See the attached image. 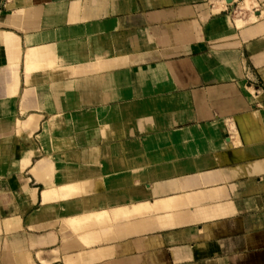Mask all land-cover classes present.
<instances>
[{
  "label": "crops",
  "instance_id": "obj_1",
  "mask_svg": "<svg viewBox=\"0 0 264 264\" xmlns=\"http://www.w3.org/2000/svg\"><path fill=\"white\" fill-rule=\"evenodd\" d=\"M0 0V264H264V0Z\"/></svg>",
  "mask_w": 264,
  "mask_h": 264
},
{
  "label": "bare ground",
  "instance_id": "obj_2",
  "mask_svg": "<svg viewBox=\"0 0 264 264\" xmlns=\"http://www.w3.org/2000/svg\"><path fill=\"white\" fill-rule=\"evenodd\" d=\"M240 2L241 1L238 2L237 0H232V2L228 3L229 5H232L235 3L238 5V10L232 9V11H231V14H233L235 17H238V16L242 17V15L244 14V11H245L240 7Z\"/></svg>",
  "mask_w": 264,
  "mask_h": 264
},
{
  "label": "rangeland",
  "instance_id": "obj_3",
  "mask_svg": "<svg viewBox=\"0 0 264 264\" xmlns=\"http://www.w3.org/2000/svg\"><path fill=\"white\" fill-rule=\"evenodd\" d=\"M240 7H241L242 9H249V8H246V5H245V4H242V2H240ZM235 19H236L237 22H239L238 20H241V19L238 18V17H236Z\"/></svg>",
  "mask_w": 264,
  "mask_h": 264
},
{
  "label": "water",
  "instance_id": "obj_4",
  "mask_svg": "<svg viewBox=\"0 0 264 264\" xmlns=\"http://www.w3.org/2000/svg\"><path fill=\"white\" fill-rule=\"evenodd\" d=\"M226 2L230 3V2H232V0H226Z\"/></svg>",
  "mask_w": 264,
  "mask_h": 264
}]
</instances>
